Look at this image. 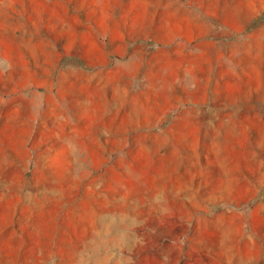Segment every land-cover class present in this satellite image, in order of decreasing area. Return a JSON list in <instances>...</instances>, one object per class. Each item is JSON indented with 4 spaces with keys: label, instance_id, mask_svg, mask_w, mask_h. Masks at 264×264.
<instances>
[{
    "label": "rangeland",
    "instance_id": "1",
    "mask_svg": "<svg viewBox=\"0 0 264 264\" xmlns=\"http://www.w3.org/2000/svg\"><path fill=\"white\" fill-rule=\"evenodd\" d=\"M0 264H264V0H0Z\"/></svg>",
    "mask_w": 264,
    "mask_h": 264
}]
</instances>
